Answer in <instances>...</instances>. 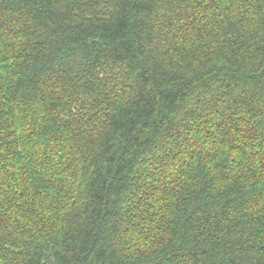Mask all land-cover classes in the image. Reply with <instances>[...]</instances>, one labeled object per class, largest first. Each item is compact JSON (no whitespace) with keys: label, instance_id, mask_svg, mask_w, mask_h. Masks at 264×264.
<instances>
[{"label":"trees","instance_id":"16d2710c","mask_svg":"<svg viewBox=\"0 0 264 264\" xmlns=\"http://www.w3.org/2000/svg\"><path fill=\"white\" fill-rule=\"evenodd\" d=\"M0 264H264V0H0Z\"/></svg>","mask_w":264,"mask_h":264}]
</instances>
